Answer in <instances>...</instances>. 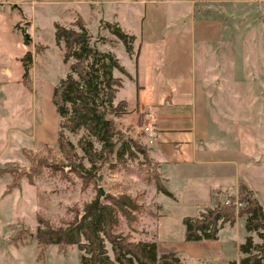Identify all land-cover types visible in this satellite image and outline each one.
Listing matches in <instances>:
<instances>
[{
    "label": "rangeland",
    "instance_id": "rangeland-1",
    "mask_svg": "<svg viewBox=\"0 0 264 264\" xmlns=\"http://www.w3.org/2000/svg\"><path fill=\"white\" fill-rule=\"evenodd\" d=\"M106 1L101 0L95 10L89 11L87 0H0V12L3 11L11 23L10 32L18 37L21 44L24 33L28 40L27 45L23 44L24 49L31 53L28 71L31 80L30 89L25 88L21 82H10L6 85L0 79V169L14 166L27 170L29 164L22 153L23 149L32 153L39 152L49 159L61 158L55 146L58 118L50 96L53 86L69 73L68 67L72 59L62 60L63 48L53 40L54 23L66 28H76L70 25L77 17V13L73 11L76 10L92 39H99L97 47L105 50L109 46H114L113 43L116 41L117 44L113 47L115 53L120 61L123 62L125 59L126 54L121 41L115 39L103 24L104 21L112 22V9L115 6L108 5ZM190 1L194 2L195 12L192 15L186 12ZM156 2L145 7L129 4L126 9L118 12L120 24L135 33L151 25L156 27V24L162 22L167 27L174 24L188 28L191 27V23H200L201 17H207L213 23H223L225 34H228L229 30L233 31L231 37L227 38L229 40L227 45L234 46L235 62L245 63L244 66L256 64L264 74V0H156ZM176 12L181 16L172 21V16ZM137 15L142 20L141 27L137 22ZM13 17L17 21H13ZM4 24V21L0 22V45L5 48L12 47L9 36L2 28ZM36 45L45 48L37 51ZM17 55L18 52H15L8 56L9 60L7 59L5 63L1 61L0 71L9 67L8 75L13 73V65H16L15 62L19 59ZM245 73V70H241L242 80L246 81ZM251 82L253 83L250 86V94L255 96H251V107L248 111L253 123L256 122L258 127L264 128V83L260 82L259 78L252 79ZM242 88L240 101L245 98V94L249 95L247 87L242 86ZM123 95H126V92L119 91L116 95L117 100ZM243 101L247 102L245 99ZM243 101L242 106L246 104ZM21 111L27 115V119ZM6 112L9 114L6 115ZM128 121L122 116L115 119L116 126L123 135H130L136 141L150 146L143 138L140 123L138 125ZM8 129L13 130L7 132ZM21 130L23 133H20ZM65 134L74 144L77 137L67 132ZM76 152L80 154L78 148ZM83 165L88 167L85 161ZM147 170V162L141 154L135 152L134 157L124 156L123 162H117L113 167L104 166L101 169L100 181L94 186L90 184L82 188L80 181L72 173L65 172L66 176L63 178L58 173L49 176L47 169L44 168L42 174L34 177L31 184H28L23 176L9 191L5 189L11 176L8 172H2L0 174V264H79V252L75 246L62 253L57 251L55 245H49L43 255H38L32 236L36 227L35 215L39 214L50 222L58 224V219L71 216L70 208L74 206L80 209L84 202L91 200L96 195L97 188L102 194L128 195L141 207L139 212H135V220L130 225L123 217H119L117 230L122 235H127L131 241L138 239L155 241L159 252H177L182 263L194 264L187 256V252L182 250L181 219L185 216H197L205 208L222 202L226 195L211 192L208 198L206 193L200 191L199 195L191 196L181 193L177 182H169L167 188L176 191L177 195L176 200H173L156 190L154 180L147 174ZM153 170L162 180L156 166ZM232 176L233 173H229L224 183L212 178L207 179L205 183L210 186L216 182L226 184L223 187L233 192L236 185ZM161 183L164 185L163 181ZM262 187L260 185L254 188L264 212ZM205 197L206 200L208 199L207 203H201L204 202ZM197 204L201 205L196 206ZM233 223L235 224L230 229L220 231L216 242H208L205 247L211 250L221 249L226 253L233 252L234 248L231 244L235 239L241 238L244 221L242 217H236ZM15 233L21 235V241L17 245H14L12 240ZM252 236L259 241L255 233H252ZM225 239H228L230 244H224ZM105 248L108 257L112 259L109 244L105 243ZM207 256L212 257L213 254ZM230 256H233V253Z\"/></svg>",
    "mask_w": 264,
    "mask_h": 264
},
{
    "label": "crops",
    "instance_id": "crops-1",
    "mask_svg": "<svg viewBox=\"0 0 264 264\" xmlns=\"http://www.w3.org/2000/svg\"><path fill=\"white\" fill-rule=\"evenodd\" d=\"M99 3L101 0H87L89 11L95 10ZM106 3L115 5L111 23H116L123 33L132 37L131 53L124 50L126 57L123 62L113 48L116 41L114 46L105 48L116 57L126 73L112 71V75L120 79L114 102L125 101L126 113L122 117L138 125L140 123L141 130L144 126H150L156 131V140L147 146L149 158L156 163L164 187L171 194L169 198H177L176 191L167 188L169 182H177L181 193L196 196L202 191L208 198L211 192L235 196L237 184L242 182L257 200L258 194L254 187H264V128L253 123L248 109L251 107V96H255L250 94L251 81L259 78L264 83V74L256 64L244 66L245 63L235 62L234 46L227 45V38L231 37L233 31L229 30L225 34L223 23L216 24L207 17H201L200 23H191L188 28L174 24L167 27L162 22L156 24V27L151 25L134 33L120 24L118 12L126 9L129 4L145 7L156 4V0H107ZM189 4L186 12L192 15L195 12L194 2L190 1ZM73 11L83 21L80 14ZM180 16L176 12L172 21ZM3 21L5 24L2 28L9 36L12 46L5 48L0 45V62L5 63L9 60L8 56L15 52H18L17 57L20 58L25 49L18 37L10 32V20L1 11L0 22ZM13 21L17 19L14 18ZM141 21L138 16L139 27L142 25ZM15 64L13 73L9 75V67L0 71V79L6 85L10 82L19 83L21 80L20 62ZM241 70L246 71V81L242 80ZM242 86L247 87L249 93L243 97L247 102L242 99L246 103L243 106L240 101ZM121 90L126 95L117 100L116 95ZM21 114L27 119L23 111ZM12 130L8 129L7 132ZM227 173H233L236 185L233 192L223 187L226 184L216 182L210 186L205 183L209 178L224 183ZM206 197L201 203H207ZM199 205L201 204L196 206ZM261 209L264 216L262 206ZM234 224H223L213 240L189 242L182 239L183 252H187L194 264H226L237 261L241 255L237 247L248 235L244 230V223L241 238L235 239L231 244L233 252L226 253L221 249L211 250L205 247L208 242L218 240L220 231L228 230ZM249 235L254 242H259L252 234ZM226 243L230 244L228 239H225L224 244ZM156 247L158 254L166 253L159 252L157 244ZM231 253L233 256H230ZM175 254L179 256L177 252ZM209 254H213V258L207 256Z\"/></svg>",
    "mask_w": 264,
    "mask_h": 264
},
{
    "label": "trees",
    "instance_id": "trees-1",
    "mask_svg": "<svg viewBox=\"0 0 264 264\" xmlns=\"http://www.w3.org/2000/svg\"><path fill=\"white\" fill-rule=\"evenodd\" d=\"M103 24L130 54L132 37L123 33L116 23L104 21ZM70 25L76 28L53 24V40L63 48L62 60L72 59L69 73L53 86L50 96L58 118L55 146L61 158L49 159L39 152L23 149L29 164L27 170L14 166L0 169V174L8 172L11 176L5 190L15 187L23 176L31 184L44 168L49 176L58 173L63 178L65 172L72 173L82 188L90 184L94 186L100 181L104 166L113 167L115 163L123 162L124 156L134 157V153L138 152L147 162V174L154 180L156 190L170 197L153 170L156 163L149 158V148L130 135H123L116 126L115 119L126 113V103L124 100L114 102L120 79L114 77L112 71L126 74L124 69L110 51L97 47L99 39H92L79 16ZM22 43L28 44L24 33ZM41 48L45 47L36 45L37 51ZM18 61L21 65L20 82L30 89V51H25ZM65 132L77 137L74 144ZM83 161L88 167L83 165ZM225 195L222 202L205 208L197 216L181 219L183 241L213 240L223 224L231 225L236 217H243L244 230L248 235L237 247L241 255L237 261L226 264H264V216L261 206L242 182H238L235 196ZM139 210L141 207L130 196L102 194L97 188L91 200L84 202L80 209L70 208L71 216L58 219V224L36 214L32 236L38 255H43L49 245H55L62 253L75 246L79 252V264H182L175 252L158 254L154 242L131 241L117 230L120 216L130 225ZM252 233H255L258 243L252 240L249 235ZM18 235L15 233L12 237L14 245L21 241V235ZM105 243L109 244L112 259L107 255Z\"/></svg>",
    "mask_w": 264,
    "mask_h": 264
},
{
    "label": "built area",
    "instance_id": "built-area-1",
    "mask_svg": "<svg viewBox=\"0 0 264 264\" xmlns=\"http://www.w3.org/2000/svg\"><path fill=\"white\" fill-rule=\"evenodd\" d=\"M142 132L146 143L148 144L154 143V141L156 140V131L152 127L144 126L142 127Z\"/></svg>",
    "mask_w": 264,
    "mask_h": 264
}]
</instances>
